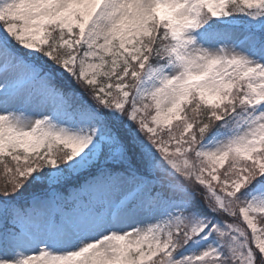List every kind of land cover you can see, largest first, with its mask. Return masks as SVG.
Wrapping results in <instances>:
<instances>
[{
  "label": "snow or ice",
  "instance_id": "obj_1",
  "mask_svg": "<svg viewBox=\"0 0 264 264\" xmlns=\"http://www.w3.org/2000/svg\"><path fill=\"white\" fill-rule=\"evenodd\" d=\"M0 264H264V0H0Z\"/></svg>",
  "mask_w": 264,
  "mask_h": 264
}]
</instances>
